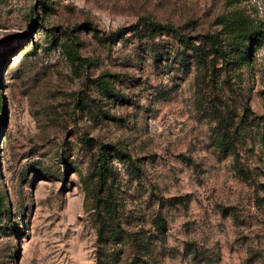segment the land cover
I'll return each instance as SVG.
<instances>
[{
    "label": "rangeland",
    "instance_id": "obj_1",
    "mask_svg": "<svg viewBox=\"0 0 264 264\" xmlns=\"http://www.w3.org/2000/svg\"><path fill=\"white\" fill-rule=\"evenodd\" d=\"M0 264H264V0H0Z\"/></svg>",
    "mask_w": 264,
    "mask_h": 264
},
{
    "label": "trees",
    "instance_id": "obj_2",
    "mask_svg": "<svg viewBox=\"0 0 264 264\" xmlns=\"http://www.w3.org/2000/svg\"><path fill=\"white\" fill-rule=\"evenodd\" d=\"M147 26L142 29L140 32L143 35L150 36L153 32L164 31L173 34L185 47H188L192 50V54L195 56V59L203 62L206 48L196 41L194 38H191L189 35L180 32L177 28H175L169 22H159L152 17L145 18ZM227 30V35L232 39L233 48L238 52L239 58H244V54H241L240 45H243L246 40H252L253 35L257 32L255 27L251 25L249 22L245 21V19L241 16H236V18H230V22ZM204 38L206 42H208V49L213 55L220 56L224 58L226 55V50L223 48V45L217 36L216 33H205ZM247 47V46H246ZM245 46H243V51ZM181 61L184 60V56L180 57ZM100 88H104V84L101 81ZM215 137L214 144L219 150H230L232 149V140L229 135H226L224 132H217ZM96 175L98 187L105 182L104 170L106 169L104 156L102 153H98L96 159ZM105 208L112 214L114 212V206L111 203V200H104ZM156 226L159 230H161L164 226V220L160 217L157 218ZM108 231H111V228H107Z\"/></svg>",
    "mask_w": 264,
    "mask_h": 264
}]
</instances>
